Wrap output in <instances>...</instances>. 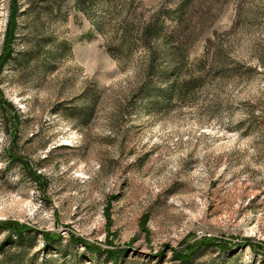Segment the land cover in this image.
<instances>
[{
    "label": "rangeland",
    "instance_id": "rangeland-1",
    "mask_svg": "<svg viewBox=\"0 0 264 264\" xmlns=\"http://www.w3.org/2000/svg\"><path fill=\"white\" fill-rule=\"evenodd\" d=\"M11 25L0 222L30 232L4 254L264 264V0H0V60Z\"/></svg>",
    "mask_w": 264,
    "mask_h": 264
},
{
    "label": "trees",
    "instance_id": "trees-1",
    "mask_svg": "<svg viewBox=\"0 0 264 264\" xmlns=\"http://www.w3.org/2000/svg\"><path fill=\"white\" fill-rule=\"evenodd\" d=\"M53 2H56V0H51ZM12 3V9L13 11H15V9H17V4H18V0H11ZM15 14L11 15V23L12 20L14 19ZM15 28L14 26H10L8 31H7V36L5 39V44L7 45L6 47V54L5 56H2L1 58V62H0V72L3 71L2 68H4V66H7L9 64H16L19 62V60H17V57L12 56V44H13V36L14 34ZM145 41L147 43V40L145 38ZM186 41L184 42H176V44H174L175 48L172 49V53H171V59H172V67L169 71L170 76L172 77H178L179 75V71H180V62H182V60L184 59V50H185V45H186ZM173 45V44H172ZM154 57L152 58L151 61H153ZM3 65V67H1ZM152 64L150 66V68L148 69V72H152ZM176 91L175 86L171 85L169 87L168 90V95H167V100L169 99V97L173 94V92ZM34 179H37V176L35 174H32ZM0 231L8 233V242L4 243L3 245L0 246V256H1V261L0 264H17L19 261L12 257V256H8L6 254L3 253L2 249L6 246H10V247H22V244L24 242V236H26L29 232H30V228L26 227V226H22L18 223H14V222H0ZM49 234H44L43 239L45 243H51L54 244L55 243V239H53L52 237H49ZM12 238H14L12 240ZM15 241V242H13ZM12 243V244H9ZM197 247L194 250H198L201 248H209V247H215V248H220V249H224V247H219V244H213V242H211L208 239H203L201 242H197L196 243ZM194 250L192 252H187L186 255H184L183 257V261L186 262L188 261V258L192 257L194 255Z\"/></svg>",
    "mask_w": 264,
    "mask_h": 264
}]
</instances>
